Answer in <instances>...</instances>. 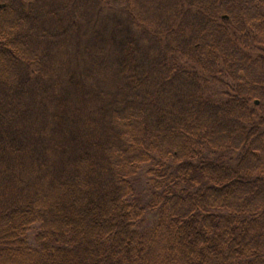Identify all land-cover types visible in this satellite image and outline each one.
<instances>
[{
    "label": "trees",
    "instance_id": "1",
    "mask_svg": "<svg viewBox=\"0 0 264 264\" xmlns=\"http://www.w3.org/2000/svg\"><path fill=\"white\" fill-rule=\"evenodd\" d=\"M0 264H264V0H0Z\"/></svg>",
    "mask_w": 264,
    "mask_h": 264
},
{
    "label": "rangeland",
    "instance_id": "2",
    "mask_svg": "<svg viewBox=\"0 0 264 264\" xmlns=\"http://www.w3.org/2000/svg\"><path fill=\"white\" fill-rule=\"evenodd\" d=\"M82 52V51H81ZM74 62L79 66V68L84 69V73H88V79L91 80V82H95L99 79V73L97 72V65L94 66V64H90L87 62V57L83 54L80 53L77 57L73 58ZM104 78V73L101 72V83H105L103 81Z\"/></svg>",
    "mask_w": 264,
    "mask_h": 264
},
{
    "label": "water",
    "instance_id": "3",
    "mask_svg": "<svg viewBox=\"0 0 264 264\" xmlns=\"http://www.w3.org/2000/svg\"><path fill=\"white\" fill-rule=\"evenodd\" d=\"M255 103H258V101H257V100H255Z\"/></svg>",
    "mask_w": 264,
    "mask_h": 264
}]
</instances>
